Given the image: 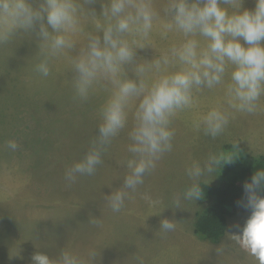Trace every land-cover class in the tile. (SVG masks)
I'll return each mask as SVG.
<instances>
[{"label":"rangeland","instance_id":"rangeland-1","mask_svg":"<svg viewBox=\"0 0 264 264\" xmlns=\"http://www.w3.org/2000/svg\"><path fill=\"white\" fill-rule=\"evenodd\" d=\"M29 2L38 7L41 0ZM104 2L77 0L82 30L70 34L76 47L51 60L48 77L35 71L40 59L39 24L30 33L17 29L15 35L0 42V264H32L37 252L55 258L62 250L77 255L82 264H262L264 258L239 242L252 212L242 207L229 218L225 247H217L224 250L223 256L214 251L216 256L209 257L210 250L190 251L199 246L192 237L200 238L193 217L201 202L183 199L191 184L186 182L191 181L187 169L194 162L206 163L214 154L226 163L235 150L228 149L230 145L241 146L251 155L264 154V96L254 114L232 109L226 96L231 66L223 83L212 89H194L192 105L170 117L169 129L174 133L171 150L161 156L136 192L129 190L119 212L112 211L105 196L121 187L128 174L126 161L132 156L129 132L138 99L130 102L127 125L107 146L95 174L78 177L71 184L65 180L66 169L89 150L101 123V109L113 91L111 83L101 79L88 99L80 100L73 81L72 59L86 45L87 33H95L96 23H104L100 15ZM153 3L159 15L149 36L128 37L136 40L134 47L144 48L137 49L133 64L125 65L129 79H139L133 71L135 63L169 55L170 49L185 39L178 30L165 28L170 19L163 10L167 0ZM236 5L254 10L256 0H236ZM89 10L97 15L92 17ZM197 39L206 46L203 37ZM177 70L179 65L170 63L160 73L149 71L145 79L150 83ZM212 109L229 117L224 131L215 138L205 134L201 122ZM9 140L17 142L15 151L7 147ZM223 164L200 183L216 185ZM145 194L157 203H149ZM92 218L99 219V226L89 223ZM163 219L172 220L175 229L160 231Z\"/></svg>","mask_w":264,"mask_h":264},{"label":"clouds","instance_id":"clouds-1","mask_svg":"<svg viewBox=\"0 0 264 264\" xmlns=\"http://www.w3.org/2000/svg\"><path fill=\"white\" fill-rule=\"evenodd\" d=\"M163 10L170 17L165 28L178 30L185 39L178 47L173 46L169 55L135 63L133 71L138 81L127 77L125 65L133 64L137 49L144 48L134 47L136 40L130 41L128 37L149 36L159 15L153 0H105L100 14L104 23H96V32L87 33L86 45L72 59L78 99L87 100L93 85L101 79L109 81L113 91L101 109V123L89 150L65 171L69 184L75 183L78 177L95 174L107 146L127 125L130 102L139 100L135 123L129 132L132 143L128 151L132 156L126 161L128 174L121 187L105 196L113 212L123 208L129 190L136 192L156 162L171 150L174 133L169 129L170 117L192 105L194 89L220 85L231 66L226 96L232 109L254 114L264 96V0H256L254 10L243 9L242 5L237 7L236 0H167ZM89 13L92 17L97 15L94 10ZM80 15L77 0H41L38 7H33L29 0H0V42L15 35L17 29L30 33L39 24L36 35L40 59L35 71L48 77L51 60L65 50L75 49L76 42L70 34L82 30ZM197 37H203L206 46H201ZM170 63H177L179 70L163 73L150 83L146 81V73L153 69L160 73ZM201 122L205 134L215 138L224 131L229 117L221 110L212 109ZM7 147L15 151L18 144L9 140ZM221 164L223 157L215 154L204 164L194 162L187 169L192 183L183 192V199L201 200V178ZM244 191L240 203L252 212L240 232L239 242L254 255L264 258V172L255 173L245 183ZM144 199L157 203L148 194ZM179 199L177 196V203ZM89 223L99 226V219L92 218ZM174 229L172 220L161 221L160 231ZM90 255L94 257L95 253ZM32 264H82V261L71 251L62 250L55 258L37 252Z\"/></svg>","mask_w":264,"mask_h":264},{"label":"trees","instance_id":"trees-1","mask_svg":"<svg viewBox=\"0 0 264 264\" xmlns=\"http://www.w3.org/2000/svg\"><path fill=\"white\" fill-rule=\"evenodd\" d=\"M233 157L224 163L221 179L216 185L200 183L201 209L195 213L194 231L198 236L212 243H219L229 228V218L233 217L245 196L244 185L255 173L264 172V154L251 155L238 145ZM250 209V208H247Z\"/></svg>","mask_w":264,"mask_h":264},{"label":"crops","instance_id":"crops-1","mask_svg":"<svg viewBox=\"0 0 264 264\" xmlns=\"http://www.w3.org/2000/svg\"><path fill=\"white\" fill-rule=\"evenodd\" d=\"M186 182H190V183H192V181H186ZM196 213V212H195ZM195 213H194V217L193 218H195ZM193 218H190L191 220L193 219ZM229 228H230V226H229ZM229 228H228V231H229ZM228 231H227V233L226 234H228ZM190 234H192V233H194V232H189ZM197 235V234H196ZM195 235V236H196ZM200 237V236H199ZM194 240H195V242L197 243H199V246L197 247V249H194V250H190L192 253H197V250H210V251H212V254L209 256V257H212V256H223V254H225L224 253V250H219L217 247H219V245H221L222 244V246H223V242L225 241V238H223L219 243H212V242H210V241H208V240H206V239H203V238H195V237H192ZM223 247H225V246H223ZM214 251H216L217 252V254L215 255L214 254Z\"/></svg>","mask_w":264,"mask_h":264}]
</instances>
